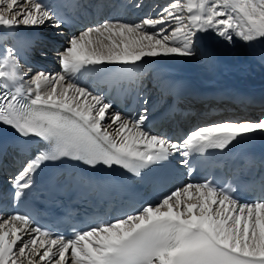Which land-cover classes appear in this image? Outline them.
<instances>
[{"label": "snow or ice", "instance_id": "1", "mask_svg": "<svg viewBox=\"0 0 264 264\" xmlns=\"http://www.w3.org/2000/svg\"><path fill=\"white\" fill-rule=\"evenodd\" d=\"M55 18L43 0H0L3 29ZM209 30L228 42L234 36L245 42L264 38V0H172L156 18L138 24L106 20L68 39L58 52L61 73L37 72L27 87V73L6 50L0 56V123L44 145L14 179L15 197L31 188L32 175L46 162L119 166L140 176L173 155L190 166L193 153L203 156L238 138L264 136V119L228 121L199 127L174 143L145 130L147 108L135 119L110 112L104 97L72 82L78 73L102 71L100 65L191 56L194 38ZM235 191L212 180L186 183L154 204L94 222L71 238L33 227L29 216L17 213L0 219V264H264V186L254 202L237 199Z\"/></svg>", "mask_w": 264, "mask_h": 264}, {"label": "bare ground", "instance_id": "2", "mask_svg": "<svg viewBox=\"0 0 264 264\" xmlns=\"http://www.w3.org/2000/svg\"><path fill=\"white\" fill-rule=\"evenodd\" d=\"M126 2V5H123L116 9L113 13L106 15L105 18L101 19L99 22H91L85 24L84 27L75 32L78 35L80 32L84 31L88 27H95L104 21H119L122 23L129 24H138L145 17L156 18L162 9H150L142 19H139L140 11L130 13L127 11L128 3L132 1L133 5L137 4V0H122ZM162 1V0H161ZM172 1V0H170ZM45 4L47 2L43 0ZM162 4V3H158ZM169 2L164 4L167 6ZM48 5V4H47ZM109 17V18H108ZM172 25H166V27H172ZM159 28V26H157ZM3 28L0 27V35L2 34ZM7 30V29H5ZM25 31L27 35H33L34 32L40 35L43 38H47L49 41L39 40L36 42V46H31L30 51H34L33 54H24L21 56L14 48H12L8 42V39L3 36L2 38V55H6L8 49L13 51V54L20 61L21 69L23 72L27 73L25 76V86H29L30 77L37 72H45L51 74L61 73L62 69L58 61V52L63 51L67 46L68 39L72 37L67 30L57 29L53 21L46 22L44 25L39 26H19L17 28L18 32ZM22 32L23 34L25 32ZM56 40V43L54 42ZM62 42L64 45L61 46L57 44ZM60 46V47H59ZM193 55L191 56H158V57H145L138 65H123V64H105L97 66L102 69V71H96L97 74H103L105 72L114 71L118 68L123 70L135 68L137 69L138 74L146 72L152 77V81L155 86L164 85L165 89H168L169 86H165V82L169 78L174 81L172 87L173 90L176 87L180 86L185 88L187 84L205 85L210 87L214 84H229L237 86H247L251 90L255 91L256 94L262 95V99L259 100L260 104H264V38H259L251 42H245L239 37L233 38L231 42L226 41L223 37H219L215 31L209 30L208 32L198 33L194 38L193 42ZM196 57V58H194ZM36 59V61H34ZM39 67V68H38ZM31 69V72H28V69ZM91 72L78 73L74 77H71L72 82L77 83L81 87H86L95 95L102 96L100 90L97 87L91 85V82H87V75ZM201 86V85H200ZM156 88V87H155ZM154 85L151 89V92H154ZM252 91V92H253ZM150 93V92H149ZM207 93L211 95L218 94L219 96H229L236 97L235 89L233 91L229 90H216V91H207L203 93L204 96H207ZM151 98L152 93L149 94ZM230 99L228 101H230ZM223 105H228L230 103L221 102ZM263 108L251 107L243 108L239 104L231 105V107H208L200 109L197 107L195 109L194 121L204 120L202 125H196L191 128L189 133L193 130H196L199 127L209 126L215 123L220 122H258L261 119H264V105ZM233 109L234 114L229 116L226 111ZM209 110H214L220 112L216 116H209ZM249 110L257 111V116H254L256 113L249 112ZM111 112V110H109ZM203 112V113H202ZM207 117V118H205ZM244 118L243 120H241ZM192 125V124H191ZM3 132L6 134H13V130L10 126L5 125ZM107 127V124H105ZM190 127V126H188ZM109 131H112L109 128ZM259 135V134H253ZM174 143H180V141L169 140Z\"/></svg>", "mask_w": 264, "mask_h": 264}, {"label": "rangeland", "instance_id": "3", "mask_svg": "<svg viewBox=\"0 0 264 264\" xmlns=\"http://www.w3.org/2000/svg\"><path fill=\"white\" fill-rule=\"evenodd\" d=\"M55 41H56V40H55ZM59 44H60L61 46L64 45L62 42H60ZM59 47H60V46H59ZM193 53H194V51H193ZM194 58H196V57H194ZM34 61H36V59H35ZM249 112H252L253 114L255 113L254 110H249ZM254 116H257L256 113L254 114ZM243 119H244V118H242L241 120H243Z\"/></svg>", "mask_w": 264, "mask_h": 264}]
</instances>
